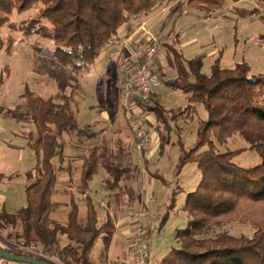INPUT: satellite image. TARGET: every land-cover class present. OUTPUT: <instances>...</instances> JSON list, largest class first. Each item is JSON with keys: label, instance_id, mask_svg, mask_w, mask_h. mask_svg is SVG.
I'll return each instance as SVG.
<instances>
[{"label": "trees", "instance_id": "obj_1", "mask_svg": "<svg viewBox=\"0 0 264 264\" xmlns=\"http://www.w3.org/2000/svg\"><path fill=\"white\" fill-rule=\"evenodd\" d=\"M166 1L0 0V51H9L12 47L10 38L5 44L1 29L5 24L12 25L13 13L36 8L35 14L21 20L16 28L24 37L38 35L50 41L52 48L48 51V59L77 75L88 69L106 46L119 41L124 24L140 21ZM226 1L229 0H177V12L183 14L185 8H191L208 17L221 9ZM255 3L251 14H258L264 20V0H255ZM178 37L179 34L174 33L171 41L162 44L171 55L175 76H166L161 66L156 73L162 85L184 94L187 104L176 111L165 108L153 93L144 105L153 112L158 124L155 130L158 131L160 153L170 143L175 130L171 122L179 115L178 111L192 109L195 113L196 105L201 104L207 116L198 121L192 146L185 148L179 141L174 177H178L186 163L193 162L200 171V179L195 188L186 193L182 203L185 226L174 230L176 247H168L155 264H264V70L251 74V66L244 60L230 67L223 66L220 57L216 56L209 71H202L200 65L195 67L184 55L177 45ZM260 38L264 42V34ZM32 49L41 51L35 43ZM44 69L60 87L66 85L63 74L51 67ZM24 97L27 115L35 126L29 144L37 162L25 186V204L14 213L0 208V230L4 224L17 221L21 226L19 237L22 243L39 245L60 264H107L104 257L114 224L110 217L98 224L94 200L88 194L89 181L98 169H104L107 173L104 187L114 189L121 181L131 197V185L138 177L137 167L131 161L111 160L116 154L107 155L104 145H91L81 157L77 189L79 198L86 204V219L83 223L78 221V202L72 194L66 223L56 222L51 217L57 208L52 202L57 181L53 159L62 161L64 157L61 137L73 131L87 132L89 138L97 134L79 128L67 97L62 96L63 102L56 103L52 97L33 96L28 89H25ZM234 133L244 139L246 147L218 151L216 144L226 142ZM246 149L258 154L259 163L250 167L234 163L233 158ZM117 152V155H124L120 142ZM150 175L166 184L160 174L150 172ZM178 191L179 186L171 190L158 228L174 208ZM230 221L249 222L254 231L251 236L224 232L201 236L210 228ZM60 236L66 239L64 245L60 244ZM100 238L103 248L100 259L95 261L91 252Z\"/></svg>", "mask_w": 264, "mask_h": 264}, {"label": "rangeland", "instance_id": "obj_2", "mask_svg": "<svg viewBox=\"0 0 264 264\" xmlns=\"http://www.w3.org/2000/svg\"><path fill=\"white\" fill-rule=\"evenodd\" d=\"M255 6V0L236 2L229 0L211 16L203 17L201 12L191 8H185V13L178 14L177 1L167 0L151 14L146 15V18H141L140 22L143 21V25L135 21L132 33L128 36V44L145 37L147 33L161 41L158 51L162 49V52L165 51L168 55V58L162 62L164 74L168 77L173 76L175 69H172L170 53L162 44L171 41L174 33L179 34L177 45L186 57L198 53L197 60L196 57L192 58L195 59L193 63L196 62L193 65L195 67L200 65L202 71H209L211 61L219 56L223 66L230 67L244 60L251 66V74H257L264 70V42L260 38V35L264 34V20L258 14H251ZM35 12L36 8L21 13L14 12L10 23L15 27L5 24L1 29L5 44L9 38L13 43L9 51H4V49L0 51V75H2L0 84V193L12 206L24 204L25 186L29 183V175L33 172L37 162L29 144L30 135L34 133L35 126L25 108V89H28L33 96L38 95L44 99L52 97L56 103H62V96H65L75 111L79 128L88 129L97 136L89 138L87 132L80 134L78 131L62 135L64 157L62 161L58 158L53 159L59 177L56 188H59L60 177L65 170L71 168V174L79 176L77 162L93 144L106 146L107 155L116 154L115 159L111 158L113 161L123 163L131 161L136 165L139 174V182L136 186L139 194L138 200L140 202L143 199V202H140L141 205L138 204L136 207L137 212L143 213L144 211L150 217L157 215L158 221L161 220L162 214L167 209L171 190L179 186V191L175 196V206L169 211L164 224L158 228L157 221L153 223L151 229L146 228L148 230L146 245L149 256L151 255L150 235L158 233L152 245L154 252L150 256L157 263L168 247H176L173 238L174 230L185 226V213L182 211L185 192L192 191L200 179V171L193 162L186 163L178 177H174V168L179 155V141L185 148L195 143L198 121L206 118V111L201 104L196 105L195 113L192 109L178 111L179 115L171 122L175 130L171 134L170 143L165 146L162 153L158 150V131L152 126L151 131L155 133L154 138L157 140L152 154L138 153L133 149V138L118 106L119 83L122 74L119 72V59L115 60L117 54L113 52L109 57L108 46H106L88 69L77 75L71 74L68 69L65 70L48 59V51L52 48L50 41L38 35L24 37L16 28L21 20L33 16ZM33 43L38 45L41 51H34ZM111 57H114V60ZM45 67H51L57 73L63 74L67 81L66 85L63 88L60 87L54 77L48 75ZM159 85H162L160 80ZM168 88L162 85L161 104L175 111L186 106L185 95ZM119 142L124 148V155H117ZM244 147H246V142L238 133L232 134L226 142L216 144L220 152ZM143 157H145L144 160ZM145 160H147L146 164ZM233 161L239 166L250 167L259 163L260 158L255 151L246 149L236 155ZM150 172L160 174L166 180V184L152 177ZM103 173L102 169H98L89 181L90 194L94 196V202L95 199L98 200L99 184L103 179ZM72 184L78 189L80 183L72 180ZM148 189H151L150 194L153 192L151 197L146 193ZM122 198L130 204L129 196ZM145 206L147 209L144 208ZM4 225L5 227L0 230V245L7 248V239L22 243V239L9 234V230L6 229L9 224ZM253 231L254 227L249 222L230 221L222 226L210 228L201 236H213L223 232L236 236H251Z\"/></svg>", "mask_w": 264, "mask_h": 264}, {"label": "crops", "instance_id": "obj_3", "mask_svg": "<svg viewBox=\"0 0 264 264\" xmlns=\"http://www.w3.org/2000/svg\"><path fill=\"white\" fill-rule=\"evenodd\" d=\"M152 12H150L149 14H151ZM152 20H150V21H152ZM135 23L136 22L131 21V22L124 24V26L122 27V29L120 31L119 41L117 43L109 45L107 47L109 57L112 55L111 53L114 52L115 55L117 54L116 55L117 58H115V60H117L121 56L122 52H124L128 46H131L130 44H128V41H129L128 36L130 35V33H132V30L134 28L133 26L135 25ZM139 23L140 24L142 23V25L144 24L143 21L142 22L139 21ZM197 54H195L194 56H187L188 60L192 64H196V62L193 63L194 62L193 60L198 59ZM111 58H113L112 60H114V57H111ZM167 58H168L167 53L165 54V51L162 52V49H160V51H158V53H157L156 62H155L156 63V70H157L158 66L162 67L163 60L167 59ZM192 58H195V59H192ZM171 63H172V59H171ZM172 69H173V65H172ZM119 72L121 73V71H119ZM122 76L123 75H121V77ZM173 76H175V72H174ZM173 76H171V77H173ZM168 89H171V88H168ZM161 90H162V85H159L157 87V90L155 91V95H154L155 98L157 97L159 100H161V98H160L161 97L160 96ZM149 117H150V124H151L150 128L152 130V126L155 127V125H156V120H155L153 112L150 111ZM152 135L153 136L155 135V133L153 131H152ZM79 160L80 161L77 162L78 163L77 169L79 168V171H78L79 176H77L78 174L72 175L71 174L72 173L71 168H70V170H65L63 175L60 177L61 178V180H60L61 184H60L59 188L55 187L56 191H55L54 195L52 196V202L57 206V208H56V211L54 213H52L51 217L53 220H55L56 222H58L62 225H64L66 223V220H67V213H68L69 208H70V197L72 194L76 196V200L78 202V209H79L78 216H77L78 221L80 223H83L86 219V210H87L86 204L82 199L79 198L80 196L77 192V188L74 187L72 184V180H74L76 183L79 182L80 171H81L80 169H81V163H82V160L81 159H79ZM70 165H71V162H70ZM102 170L104 173H103V179L100 180V184H99L100 185V193H99V195H97L98 200L95 199L94 206H95V209L97 211V218H98V224L99 225L102 224L106 220L107 217H110L113 221V224H114V230H113V233H112V236L110 239V243H109L108 249L105 252V257H104L105 261L107 262V264H136L135 261L133 260L131 250L129 248V238H130V234H131L132 230L134 229V227L137 224V221L134 218L135 213H137L136 207L138 204L141 205L140 202H143V199H142V201L139 202V200H138L139 194L137 193V190H136L137 183L139 182V180H138L139 174H138V177L136 178L135 182L132 183V185H131L133 191H132L131 197H129L131 202H130V204H128L125 202V200H123V198L121 199V197H124V198H125V196L128 197V193L126 191V188H125V186H123L124 184L120 181L118 187L111 189V190H108L106 187H104V184H103L105 178L107 177V173L104 169H102ZM58 181H59V177L57 175L56 186H57ZM177 184H178V181H177ZM146 191H147L146 193L149 194V197H151V195L153 193L152 192L150 194L151 189H148ZM185 193H187V192H185ZM88 194L91 196L90 189H88ZM91 197H93L92 199H94V196H91ZM182 203H183V201H182ZM24 204H25V202H24ZM24 204H21L20 206H12L11 204L7 203V200L4 197V195L0 193V208L3 207L8 213L16 212ZM16 205H18V204H16ZM139 206H138V208H139ZM144 208L147 209L146 206ZM146 212H147V210H146ZM142 214L143 215L141 218V224L144 225L147 229H149V227L151 229V227L153 226V223L156 222L155 217L157 215H152L150 217V216H147L144 211ZM159 221H160V219H159ZM6 229L9 230V234L15 235L17 239H21L19 237L20 232H21V226L17 221H14V223H9V227L6 226ZM157 234H151L150 235V240H149L150 246L149 247H150L151 252H152V253L150 252V254H151L150 256H152V254L154 252L152 245L154 244V241L157 239ZM65 243H66L65 237L60 236V244L64 245ZM37 246H39V245H37ZM102 248H103V245H102V240L100 238L96 241V243L93 247V250L91 252V258L93 260L98 261L100 259ZM150 256L148 259V264H155L153 258H151ZM0 264H29V263L11 261V260H7V259L0 257Z\"/></svg>", "mask_w": 264, "mask_h": 264}, {"label": "built area", "instance_id": "obj_4", "mask_svg": "<svg viewBox=\"0 0 264 264\" xmlns=\"http://www.w3.org/2000/svg\"><path fill=\"white\" fill-rule=\"evenodd\" d=\"M130 45L119 58V70L123 76L119 83L118 106L133 138V149L150 155L157 140L150 128V111L144 105L150 101L159 84L155 62L161 41L147 33ZM142 215V212L135 213L137 224L129 238V248L136 264H148L149 259L146 245L148 230L141 224ZM155 220L157 222L158 218L155 217ZM6 246L2 247L11 253L60 264L52 254L39 246L11 239L6 240Z\"/></svg>", "mask_w": 264, "mask_h": 264}, {"label": "water", "instance_id": "obj_5", "mask_svg": "<svg viewBox=\"0 0 264 264\" xmlns=\"http://www.w3.org/2000/svg\"><path fill=\"white\" fill-rule=\"evenodd\" d=\"M0 257L11 261L25 262L29 264H52L48 261L40 260L34 257L11 253L2 246H0Z\"/></svg>", "mask_w": 264, "mask_h": 264}]
</instances>
